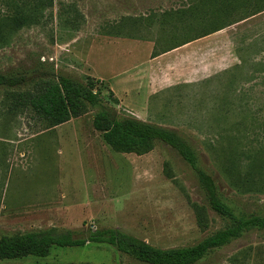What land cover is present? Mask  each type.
<instances>
[{
  "label": "rangeland",
  "instance_id": "obj_1",
  "mask_svg": "<svg viewBox=\"0 0 264 264\" xmlns=\"http://www.w3.org/2000/svg\"><path fill=\"white\" fill-rule=\"evenodd\" d=\"M222 8L214 0H54L40 25L13 33L0 48V72L29 73L31 90L52 73L108 82V45L95 57L96 72L86 69L97 35L127 30L130 37H155L157 53L232 24L221 35L229 42V64H236L227 79L199 84L187 97L167 101L152 111L151 121L178 127L237 215L264 217V12L243 20L242 11L226 15L218 12ZM8 14L0 1V17ZM92 79L106 107L116 116H132ZM8 92L0 87V237L57 228L87 238L91 231L119 229L171 249L195 245L229 225L208 208L194 171L167 144H157L138 174L127 154L106 143L107 152L101 153L103 139L94 128L98 109L47 129L26 109L10 111ZM231 168L256 180L251 192L229 186L224 172ZM190 201L207 206L206 230L199 228ZM0 264L142 263L110 245L89 243ZM198 264H264V231L247 232Z\"/></svg>",
  "mask_w": 264,
  "mask_h": 264
},
{
  "label": "trees",
  "instance_id": "obj_2",
  "mask_svg": "<svg viewBox=\"0 0 264 264\" xmlns=\"http://www.w3.org/2000/svg\"><path fill=\"white\" fill-rule=\"evenodd\" d=\"M10 14L0 17V48L7 45L13 33L25 27L40 25L44 14L53 7L54 0H0ZM223 7L219 13L226 15L242 11L243 20L264 12V0H214ZM218 28L221 31L227 26ZM213 32V33H215ZM209 35V34H208ZM29 73L12 70L0 72V87L8 89L7 105L12 110L26 109L53 129L72 119L87 114L90 108L98 109L94 128L100 132L103 141L114 152L144 156L152 153L159 142L173 148L194 171L208 208L229 225L199 243L186 247L162 249L119 229H104L89 232L87 238L76 237L73 231L50 228L43 231L16 233L0 237V261L20 260L29 257L46 258L53 248L83 247L89 243L112 246L142 264H198L214 250L223 248L245 233L258 229L264 231V217L261 215H237L222 195L216 181L203 169L197 151L177 131L146 123L133 117L116 116L113 109L105 106L102 92L94 79L85 82L73 80L64 75L45 74L29 86ZM104 86V85H103ZM27 87V88H25ZM115 104L118 101L109 92ZM229 186L239 193L252 191L256 180L243 177L234 169L225 170ZM201 230L209 226L207 206L190 201Z\"/></svg>",
  "mask_w": 264,
  "mask_h": 264
},
{
  "label": "crops",
  "instance_id": "obj_3",
  "mask_svg": "<svg viewBox=\"0 0 264 264\" xmlns=\"http://www.w3.org/2000/svg\"><path fill=\"white\" fill-rule=\"evenodd\" d=\"M116 31L96 36V42L90 47L89 57L85 61L86 69L90 73L96 72L95 57L99 52L102 55L105 50L103 47L108 45L111 53L110 59L105 62L110 68L108 82L95 75L91 77L100 81L113 94L118 107L146 123L178 130L176 125L166 126L151 121L154 114L152 111L162 109L169 100L187 97L192 88L199 84L205 85L213 80L224 81L235 67L232 65H236L229 64V42L221 36L225 30L157 53L154 52L155 37L141 39L130 37L127 30L126 34ZM224 46L227 48L225 54L222 51ZM102 141L99 144L100 151L106 153L107 148ZM148 155L126 156L135 172L143 174V159Z\"/></svg>",
  "mask_w": 264,
  "mask_h": 264
}]
</instances>
